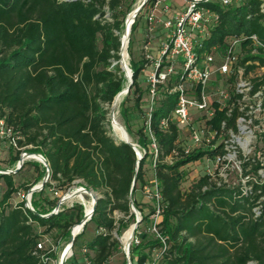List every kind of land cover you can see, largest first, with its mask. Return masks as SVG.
Returning a JSON list of instances; mask_svg holds the SVG:
<instances>
[{
	"label": "trees",
	"instance_id": "1",
	"mask_svg": "<svg viewBox=\"0 0 264 264\" xmlns=\"http://www.w3.org/2000/svg\"><path fill=\"white\" fill-rule=\"evenodd\" d=\"M159 1L147 0L131 32L142 11ZM134 3L0 0V128L10 139L7 168L0 167V264H49L56 259L51 248L37 249L39 240L47 236L55 245L69 241L71 229L80 223L84 212L83 206L75 203L60 206L51 214L58 199L48 198L45 190L54 182V188L66 191L77 181L97 194L91 219L83 227L84 232L92 223L96 234L82 257L88 264H107L120 248L117 237L134 222L130 195L141 224L153 212L151 202L144 199L150 206L145 213V202L135 199L137 191L146 186L144 163L150 156L161 196L157 228L167 247L161 251L160 240L153 235L151 242L132 247L130 253H137L131 257L133 264H264V181L250 183L251 189L244 193L204 175L182 190L184 167L226 152L223 144L185 152L180 130L171 121L177 100L176 94L169 93L174 84L171 78L156 86L149 118L144 114V90L138 85L147 63L144 59L130 65L132 84L119 108L122 125L129 138L136 139L142 154L137 169L134 150L108 135L109 107L124 84L117 63L120 40ZM204 7L217 19L196 50L199 55L214 47L220 52L226 41L235 37L254 36L264 46L259 0H243L229 7L207 3ZM249 45V41L243 44L236 67L244 77L252 75L253 93L264 87V50L257 48L252 54ZM237 68L229 83L233 84ZM229 94L232 101L240 99L234 91ZM130 97L132 104L127 106ZM214 107V116L206 125L221 132L224 122L226 129L235 131V120L241 115L238 106L231 107L230 116L227 108ZM130 118L142 122L135 132ZM258 138L264 149V131ZM24 153L42 156L48 166V182L31 195L35 214L24 201L13 206L10 200L20 192L28 194L41 182L45 167L35 161L24 162L14 174L1 173L14 170ZM254 163L256 173L263 165L257 160ZM249 164L244 162L243 170ZM27 166L36 173L32 181L22 180ZM116 213L122 217L117 219ZM65 264H77L74 253Z\"/></svg>",
	"mask_w": 264,
	"mask_h": 264
},
{
	"label": "built area",
	"instance_id": "2",
	"mask_svg": "<svg viewBox=\"0 0 264 264\" xmlns=\"http://www.w3.org/2000/svg\"><path fill=\"white\" fill-rule=\"evenodd\" d=\"M187 6L171 18L160 21L162 28L167 33L168 40L161 44L159 58L153 64V73L149 76V95L151 100L156 93V86L165 84L170 78L174 81L169 93L176 94V107L172 113L171 121L175 123L181 134L188 137L191 147L185 146V152L192 149L210 147L214 148L218 144H223L225 154L216 156L213 159L223 162L228 156L227 148L229 146H247L254 139L251 133L253 124V113L258 111L264 122V87H260L252 93L251 78L242 75V69L237 68L238 60L242 56V46L247 41L250 42L252 54H255L257 48L264 46L252 37H235L226 41L224 48L214 47L209 53L199 55L197 49H200L202 42L206 39L209 28L215 23L217 16L204 7L207 3H217L223 7L238 5L243 0H186ZM260 1V12L264 15V0ZM160 2H157L152 8L149 22L158 19L155 11ZM165 12L169 7L164 8ZM248 47V46H247ZM216 58L219 62L216 64ZM236 70L234 80V93L240 96V99L231 100V96L225 89L216 91V100L211 101L209 97L210 86L213 76L229 78ZM246 101H252V105L245 104ZM214 104L218 109L227 108V115L230 116L231 107L238 106L239 115L234 123L236 130L226 129V124L221 123V132L210 129L206 122L209 121L215 113ZM200 114L203 121L202 129L194 127L192 112ZM149 118V113H148ZM255 123V121H254ZM223 131H228L224 135ZM264 131V129H263ZM226 136V137H225ZM232 148V147H231ZM144 195L152 203L153 212L150 215V232L155 238L160 240L161 251L166 249V240L159 236L157 224L161 213V196L157 182L154 179L153 186L143 189ZM57 195V193H55ZM139 241L134 238L133 246H137ZM37 249H42V244L37 245ZM85 252V251H84ZM155 252V251H154ZM156 253V252H155ZM153 254V253H152ZM153 258L158 257V253L153 254ZM87 261V260H85ZM88 262V261H87ZM146 264H154L153 261Z\"/></svg>",
	"mask_w": 264,
	"mask_h": 264
},
{
	"label": "rangeland",
	"instance_id": "3",
	"mask_svg": "<svg viewBox=\"0 0 264 264\" xmlns=\"http://www.w3.org/2000/svg\"><path fill=\"white\" fill-rule=\"evenodd\" d=\"M142 1L143 0H135V3L133 5V11L138 6L141 5ZM187 4L188 2L186 0H166L164 3H159L155 11V15L158 17V19L155 20L154 22H149L148 20L153 9L146 8L142 11L137 21L134 31L131 32V29H130L124 62L127 64V67L129 70H130V65L132 64V62L136 63L141 59H144L147 62L145 64V68L143 72L140 74L139 79H138L139 87L142 90H144L142 111L144 112V114H147V117L153 105V101L151 100V96L149 95V82H148L149 76L153 73L154 62L159 58V53L161 51V44L168 40L167 33L162 28L161 23H159V20L164 21L165 19H168L170 14L172 15V14L178 13L183 8H185ZM165 7H169L168 12L164 11ZM124 26H125V23H124ZM124 26H123V32H124ZM130 40L132 41L129 47ZM215 62L216 64H218L219 62L218 58H216ZM121 73L124 78V84H123V89H122L124 90L127 87V80L122 71ZM247 78L249 79L252 78V75L248 76ZM212 80L213 81L211 83L210 91H209L210 93L209 97L211 101L216 100L217 97L215 93L219 89H225L226 91H228V93L234 90V82L233 84L229 83L228 78H225V77L223 78L220 76H216V77L213 76ZM127 93H124L119 98V101L115 105H111L109 107L108 120H107L108 123L106 125V129L108 131V135L111 138H113L115 141H119V137L112 130L109 115H110L111 110H113V116L115 117L117 122L121 125V127L124 129L122 125V120L119 115V111H120L119 108H120L121 102L123 101ZM131 104H132V97L129 98L127 106H131ZM245 104L252 105V101H246ZM191 114L193 116L194 127L202 129L203 121L200 118V114L194 111ZM253 116H254V119H253V124L251 126V133L254 135V139L252 140V142L247 146H229L227 148V150L229 151L228 156L226 157V160L223 162L217 163L214 159H208L205 157L196 163H192L184 167L183 172H184L185 177H184V180L181 186L182 190L184 191L187 190L192 183L196 182L199 178H201L204 175H209L216 182L224 184L230 188H238L239 190H242L244 193H247L251 189L250 183L264 181V149L258 138V134L263 132L264 122L262 121L260 113H258V111H255V113H253ZM129 122H130V127L133 132H135L136 129L139 128L140 124L142 123L140 119L133 120L131 118ZM223 134L228 135V131H223ZM181 137L184 141L185 146L191 147L188 141V137L185 136L184 134H181ZM131 141L133 144H135L138 151H140L135 143L136 139L133 138ZM9 144H10L9 135L6 134L2 128H0V167L1 168H7V161L9 158V155H8ZM254 160L262 162V165H263L261 169L256 170V173H254V165H255ZM34 161L35 160L31 158H27L24 160V162H34ZM244 162L250 163L249 165L245 167V170H243V167H242ZM152 163H153V159L151 156L147 158V160L144 163L145 182L148 188H151L154 182ZM32 169L33 168L30 166H27V168H24V172H23L24 176L22 177V180H25V179H28L31 181L33 180V178L36 176V173ZM7 171H10V170H7ZM244 173H245V176H243ZM46 182H48V180ZM40 183L41 182H39L35 186L40 185ZM49 184L50 186L45 190V195L50 199L57 198L58 201L61 198L65 197L66 195H69L75 192L76 190L83 188L81 186V183H79V181L75 182L66 191H62V190L60 191L54 188L55 186L54 182H49ZM55 193H57V195ZM144 194H145L144 191L139 189L136 193L135 199L137 201L143 200V202H145V205L143 206L144 211L145 213H148L150 206L148 202L144 201V199H146L149 202L151 201L147 199ZM93 195L95 196V198H97V194H93ZM82 198L83 200H79L77 198L67 199L63 204H61V206L70 207L73 204L78 203L83 206V212H85L84 205H88L90 203L91 197L88 194H82ZM22 201H24L25 204H27L28 194H24L20 192L14 195L10 200V204L15 206ZM255 213L258 214L257 209H255ZM139 216L141 218L140 213H139ZM115 217L118 219V218H121L122 215L119 213H116ZM134 224H135V215H134V222L131 223L129 227L126 230L122 231L120 233V236L117 237L120 242V248L117 252H115L111 256L107 264H126L127 255H128L130 264H133L134 256L137 254V253H134V254L130 253L133 247L134 238H136L139 241V244L140 243L144 244L146 242H151L153 240V234L150 232V229H151L150 217H148V220L146 222H143L142 224L139 223V225L137 226V230H138L136 233L137 236L131 240L129 248H128V252L126 255V251H125L122 238L127 231L132 229ZM79 234H82V235H79ZM79 234H77L79 235V237L76 243V247L74 248V250L71 249V256L73 253L75 254V260L77 264H88V262L85 261L86 259L83 258L82 256L84 254V248L86 244L90 242L92 238L94 237V235L96 234L94 225L92 223L86 225L84 232H83V229H81ZM39 242L42 244V248H46V249L51 248V251L56 254V259L51 260L49 264H60V257L63 251L68 246L69 241L60 240L58 241V245H55L54 240L46 236V237H42L39 240ZM153 254L155 255L156 253L153 252ZM131 257H133L132 261H131ZM250 264H254V263H250Z\"/></svg>",
	"mask_w": 264,
	"mask_h": 264
},
{
	"label": "water",
	"instance_id": "4",
	"mask_svg": "<svg viewBox=\"0 0 264 264\" xmlns=\"http://www.w3.org/2000/svg\"><path fill=\"white\" fill-rule=\"evenodd\" d=\"M146 2H147V0H143L142 3H141V5L138 6V7L132 12V13H133V17H132V19H131V26H132V24L134 23L137 14L141 11V9L143 8V6L145 5ZM127 18H128V17H127ZM127 18H126V19H127ZM125 21H126V20H125ZM131 26H130L128 32H127V28L124 29L125 34H128V36H129V34H130ZM117 63H118V65H119V68H120L121 71L123 72V74H124L126 80H127V87H126L124 90H121V91H120V92H119V93L113 98V101H112V104H111V105H113V103H114L115 99L117 98V96H119L122 92H123V93H127V92L129 91V88H130L131 84H132V79H131L132 73L130 72V75L127 76V68H126L125 63H124V61H123V59H122L121 46H120V52H119V61H118ZM109 118H110V122H111V121L113 120V118H114V116H113V110H111L110 115H109ZM124 132H125V134H126V136H127V139H125V140H119V141H120V142H123V143H125V144H127V145H129V146L134 150V152H135V154H136V156H137V160H136V164H135V168L137 169V167H138V163H139V162L141 161V159H142V154H141L140 151H138V149L136 148L135 144H133L132 142H130V140H129V138H128L129 136H128V134L126 133L125 130H124ZM27 158L34 159L36 162H39L40 164H42V165L45 167V174H44V177H43V179H42L40 185L33 187V188L28 192V201H27V204H25L26 208L29 209L30 211H32V212L34 213L33 209L31 208V205H30L31 195H32V193L37 192V191H40V190L42 189L43 185L46 183V181L48 180V176H49V174H48V166H47V163H46L45 159H44L42 156L37 155V154L24 153V154H22V155L20 156V159H19V161H18V163H17V165H16V167H15L14 170H12V171H3V172H1V173H2V174H10V173L14 174V173H16L17 171H19V170L22 168L23 163H24V160L27 159ZM134 182H135V178L133 179L132 185H133ZM80 190L83 191V192H85V193H87V194H89V196H90L91 199H92V202H91V210H90L89 214H87V213L84 212L83 218H82V220L80 221V223L78 224V226H79L81 229H83V227L85 226V224H86L87 222H89V220L91 219V216H92V214H93V211H94V208H95V205H96L97 198H95V196L93 195L94 193H93L91 190H87V189H85V188H80ZM65 198H66V196L63 197V198H61V199L57 202V205H56L55 209L51 212V214H55V213L58 212L59 207L61 206V204H63V203L66 201ZM129 200H130V205H131V211H132L133 214L135 215V224H134V226H133L132 229H131V238H130V239L132 240V239L134 238V235H135V231H136V229H137V226L139 225V223H140V221H141V218H140V216H139V212L134 208V206H133V204H132L131 195H130V197H129ZM34 214H35V213H34ZM51 214H48V215H45V216H41V217H48V216L51 215ZM78 234H79V233H78ZM76 236H77V235H74V234L72 233V231H71V233H70L69 244H68V246L66 247V249L63 251V253H62L61 257H60V264H65L66 260L71 256V249H72L73 241H74V239H75ZM130 242H131V241H130ZM130 242H129L126 246H124V247H125V251H126V255H127V252H128V248H129ZM126 264H130V262H129V258H128V255H127V261H126Z\"/></svg>",
	"mask_w": 264,
	"mask_h": 264
},
{
	"label": "bare ground",
	"instance_id": "5",
	"mask_svg": "<svg viewBox=\"0 0 264 264\" xmlns=\"http://www.w3.org/2000/svg\"><path fill=\"white\" fill-rule=\"evenodd\" d=\"M133 17V13H130L128 18L126 19L125 21V26H124V29L127 28V32L131 26V19ZM128 39H129V36L128 34H125V31L123 32L122 36H121V40H120V46H121V53H122V59L124 61L125 59V56H126V49H127V45H128ZM125 63V62H124ZM125 66L127 68V76L130 75V70L128 69L127 67V64L125 63ZM124 93L122 92L119 96H117V98L115 99L113 105H115L118 101H119V98L123 95ZM115 107V106H113ZM111 126H112V130L114 131V133L119 137V140H125L127 139V136L124 132V129L121 127V125L117 122V120L115 119V117L113 118V120L111 121ZM129 138V137H128ZM130 140V138H129ZM130 142H132L130 140ZM82 194H87L83 191H81L80 189L76 190L75 192L69 194V195H66V200L67 199H71V198H77L79 200H83L82 198ZM89 195V194H88ZM91 202H92V199L90 201V203L88 205H84L85 206V213L89 214L90 210H91ZM81 228L76 225L72 228V233L74 235H77L79 232H80ZM131 229L129 231H127L123 238H122V241L124 243V246H126L130 241H131Z\"/></svg>",
	"mask_w": 264,
	"mask_h": 264
},
{
	"label": "crops",
	"instance_id": "6",
	"mask_svg": "<svg viewBox=\"0 0 264 264\" xmlns=\"http://www.w3.org/2000/svg\"><path fill=\"white\" fill-rule=\"evenodd\" d=\"M165 1H166V0H160L159 2H160V3H164ZM169 18H171V14H170V16L168 17V19H169Z\"/></svg>",
	"mask_w": 264,
	"mask_h": 264
}]
</instances>
